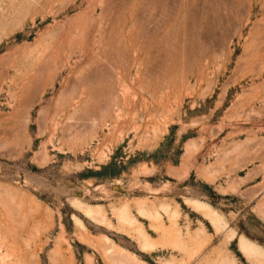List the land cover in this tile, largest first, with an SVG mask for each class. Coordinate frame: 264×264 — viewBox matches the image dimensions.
<instances>
[{"label": "rangeland", "instance_id": "obj_1", "mask_svg": "<svg viewBox=\"0 0 264 264\" xmlns=\"http://www.w3.org/2000/svg\"><path fill=\"white\" fill-rule=\"evenodd\" d=\"M0 264H264V0H0Z\"/></svg>", "mask_w": 264, "mask_h": 264}, {"label": "bare ground", "instance_id": "obj_2", "mask_svg": "<svg viewBox=\"0 0 264 264\" xmlns=\"http://www.w3.org/2000/svg\"><path fill=\"white\" fill-rule=\"evenodd\" d=\"M88 210H91V209L88 208ZM95 210H96V211H95ZM93 211H95V213L97 214V218H99L100 216L98 217V213H97V211H99V209H98V210H97V209H94ZM121 211H123V209H122ZM124 211H125V210H124ZM126 211H127V210H126ZM126 211H125V212H126ZM87 212H89V211H87ZM87 212H86V213H87ZM90 212H91V211H90ZM90 212H89V213H90ZM99 212H100V211H99ZM95 213H94V215H95ZM100 213H101V212H100ZM120 213H124V212H120ZM126 213H127V212H126ZM126 213H125V214H126ZM88 215H89V214H88ZM91 216H92V214H91ZM120 216H121V215H120ZM120 216H119V218H120ZM121 217L123 218V216H121ZM93 218H94V217H93ZM122 218H120V219L122 220ZM95 219H96V216H95ZM123 220H124V218H123ZM129 221H130V220H129ZM146 244H147V243H146ZM243 246H244V245H243ZM249 253H250V251H249Z\"/></svg>", "mask_w": 264, "mask_h": 264}]
</instances>
